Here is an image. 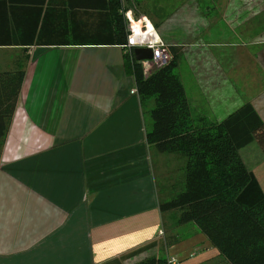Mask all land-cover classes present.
<instances>
[{
  "label": "crops",
  "instance_id": "0c3cea01",
  "mask_svg": "<svg viewBox=\"0 0 264 264\" xmlns=\"http://www.w3.org/2000/svg\"><path fill=\"white\" fill-rule=\"evenodd\" d=\"M130 1L138 6L129 9L165 38L167 0ZM90 5L0 0V73L25 69L0 147V264H138L152 257L180 262L199 245L218 254L200 233L172 246L162 243L169 212L159 206L176 158L152 155L146 101L132 94L136 85L126 73L123 49L57 45L108 27V10ZM173 45L183 47L176 72L193 116L220 122L251 103L264 122V84L250 82L247 72L248 84L238 91L239 77L216 61L226 53Z\"/></svg>",
  "mask_w": 264,
  "mask_h": 264
},
{
  "label": "trees",
  "instance_id": "16d2710c",
  "mask_svg": "<svg viewBox=\"0 0 264 264\" xmlns=\"http://www.w3.org/2000/svg\"><path fill=\"white\" fill-rule=\"evenodd\" d=\"M102 1L91 0L90 5L109 12L105 13L108 27L102 34L57 45L120 46L125 50V70L134 78L141 102L152 98L155 102L147 143L161 154L186 158L184 190L161 202L160 211H178V223L194 225L229 264H264V191L239 154L252 142L264 152V122L251 103L220 122L193 116L176 72L183 47L165 43L169 61L147 76L144 65L126 49L128 32L121 13L122 0H104L99 5ZM43 43L37 41L38 45ZM24 76L22 66L0 73V147L12 122ZM138 264L171 263L167 258L152 257Z\"/></svg>",
  "mask_w": 264,
  "mask_h": 264
},
{
  "label": "rangeland",
  "instance_id": "374dc122",
  "mask_svg": "<svg viewBox=\"0 0 264 264\" xmlns=\"http://www.w3.org/2000/svg\"><path fill=\"white\" fill-rule=\"evenodd\" d=\"M165 1L159 0L161 5ZM124 2L127 4L125 6L128 7V9L125 7L124 11L129 10V7L137 8L138 6L137 3L130 0H124ZM168 6L169 13H166L168 23L162 29L168 28L169 30L166 32L165 38L161 37L163 33L158 32L164 43L184 44L186 48L190 45L192 47L193 45H201L216 55L226 53L218 55L222 57L216 58V61H220L217 64L226 66L225 68L231 74L233 71L234 76L239 77V80L235 79L234 81L235 88L238 86V91H241L248 84L246 83L247 72H249L250 82L255 80L264 84V0H167L166 7ZM154 28L157 30V27L154 26ZM135 49L149 48L137 47ZM135 49L130 51L134 57ZM123 51L125 52V50ZM139 62L144 65L147 76L150 71L164 64L148 60ZM243 73L244 78L241 79ZM257 85V83L253 85L256 90ZM154 103L152 98L147 100L145 104L146 119L150 124H152L150 112ZM239 154L246 168L255 174L264 191V152L259 144L252 142L242 148ZM152 155L157 159L160 154L154 149ZM164 156L176 158L169 175V183L172 184V189H167L169 185L165 189L166 194L163 195L166 200H170L172 196L184 190L186 158L180 154H166ZM161 191L163 192V190ZM167 191H171L170 194ZM178 216V211H172L165 215L164 229L161 233L162 243L165 247L172 246L174 241L187 240L199 234L194 225L179 224ZM199 248L201 249L195 251V254L180 259V262L173 257L174 262L177 264H229L214 250L206 253L205 247L199 245ZM201 250H203L202 255L205 254L204 256L198 255ZM171 259L172 257L169 258L170 261Z\"/></svg>",
  "mask_w": 264,
  "mask_h": 264
},
{
  "label": "built area",
  "instance_id": "2783aa9c",
  "mask_svg": "<svg viewBox=\"0 0 264 264\" xmlns=\"http://www.w3.org/2000/svg\"><path fill=\"white\" fill-rule=\"evenodd\" d=\"M131 10L132 16L131 19L126 17V13ZM123 10L121 13L124 15L125 21H126V27L129 32L126 47L129 49V51H132L135 48H149L153 52V58L150 62H162L167 63L169 61V54L166 48V44L161 39L158 31L154 28V31L149 33L147 30V27L144 23H141L143 18L145 16L139 15V13L136 12V10ZM140 24V34L137 35L134 25ZM145 62V61H144ZM147 63V62H146ZM132 94H138L137 89L132 91ZM175 260L172 259L170 261L171 264H175Z\"/></svg>",
  "mask_w": 264,
  "mask_h": 264
},
{
  "label": "water",
  "instance_id": "95a60500",
  "mask_svg": "<svg viewBox=\"0 0 264 264\" xmlns=\"http://www.w3.org/2000/svg\"><path fill=\"white\" fill-rule=\"evenodd\" d=\"M134 54L138 61H151L153 58V54L150 49H135Z\"/></svg>",
  "mask_w": 264,
  "mask_h": 264
},
{
  "label": "clouds",
  "instance_id": "9594fccd",
  "mask_svg": "<svg viewBox=\"0 0 264 264\" xmlns=\"http://www.w3.org/2000/svg\"><path fill=\"white\" fill-rule=\"evenodd\" d=\"M125 15L127 18L131 19L132 11L129 10ZM141 23H144L146 25L149 33L154 31L153 25H152L151 21L148 20L147 17H144L143 20L141 21ZM134 29H135L137 35H139L140 34V24H135Z\"/></svg>",
  "mask_w": 264,
  "mask_h": 264
},
{
  "label": "bare ground",
  "instance_id": "6f19581e",
  "mask_svg": "<svg viewBox=\"0 0 264 264\" xmlns=\"http://www.w3.org/2000/svg\"><path fill=\"white\" fill-rule=\"evenodd\" d=\"M172 259H173V258H172ZM172 259H171V260H172Z\"/></svg>",
  "mask_w": 264,
  "mask_h": 264
}]
</instances>
